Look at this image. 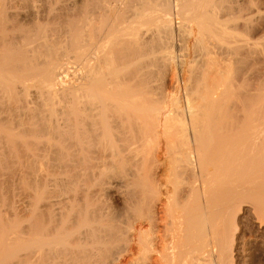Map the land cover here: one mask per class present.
I'll use <instances>...</instances> for the list:
<instances>
[{
  "label": "bare ground",
  "instance_id": "bare-ground-1",
  "mask_svg": "<svg viewBox=\"0 0 264 264\" xmlns=\"http://www.w3.org/2000/svg\"><path fill=\"white\" fill-rule=\"evenodd\" d=\"M239 3L0 0V170L29 192L0 264H237L243 206L264 227Z\"/></svg>",
  "mask_w": 264,
  "mask_h": 264
},
{
  "label": "rangeland",
  "instance_id": "rangeland-1",
  "mask_svg": "<svg viewBox=\"0 0 264 264\" xmlns=\"http://www.w3.org/2000/svg\"><path fill=\"white\" fill-rule=\"evenodd\" d=\"M238 3L240 5L239 6L240 7L239 14H238V16L240 15L239 16V20H238L239 30L244 35L246 34L245 36L249 37V38L245 37L246 38L245 39L246 42L243 41V40L240 41V42H242L241 43V45H242L241 47H243V49L241 48V51H243V52H241V55H243V56H241V58H243V59H242V61L240 63V76H239L240 85H241V91L243 90L241 92L242 93L241 94L242 103L248 109L252 108L253 111L261 112V114L257 115L258 118H261V117L264 116V106H263V109H261V108H259L257 106V104L262 102L263 105H264V100L263 101L259 100L260 96H262V95L264 96V91H262L263 82H264L263 81L264 80V78H263L264 77V72H263V69H264V66H263L264 65V62H263L264 61V58H263L264 57V53H263L264 52L263 51L264 50V43L263 42L264 41H262V40H264L263 39L264 38V0H238ZM177 38L181 39L179 36H177L175 39H177ZM187 44H190V42L187 43ZM187 44H186V49L188 47V49H187L188 51L184 48L185 47L184 46L182 48V52L181 53H184L182 55L183 56L185 55V56L184 57L181 56L179 58V60H181V61H182V58H183V61L182 62L181 61L178 62V59H177V63H176L177 66H176L174 74H176L178 77L173 78V77H175L174 74H173L174 76H171L175 80L178 79L177 81H175V80L172 81V84L174 86L172 88L175 89V88H177L179 86L180 88L178 87L179 89L178 88L177 89L181 91L180 95L182 94L181 86H182V79H183V76H184V74H183L184 71H182V70H185L184 67H183L184 66L183 64H184V62L187 59H189V57L191 55H194V53H193L194 49H193V47H191L193 45V43H192V45L190 44L188 46H187ZM258 44H260V45H258ZM189 46H190V48L192 50L189 49ZM183 49L186 50V52H183L184 51ZM247 51H249V53ZM181 53L178 52V54H181ZM187 53H188V56H186ZM245 53L247 55H245ZM260 53H262V54H260ZM180 62H181V64L183 63L182 64L183 66L181 64H180L181 66H179ZM259 66H260V68H259ZM180 68L181 69L183 68V69L180 70ZM259 70H262V71H260L261 73L259 72ZM173 82H175V83H173ZM169 87H170V90H171L170 84L167 87L168 90H169ZM168 90H167V92H168ZM182 100L184 101V98ZM12 170L13 171H11V169L10 170L7 169V170H4V172H2L3 170L2 171L0 170V206H1L0 207V211H1V215H4V214L7 213V215L9 216L8 210L10 211V207H7V204H9L8 202H10V204H11V202L13 200V197H11L12 191L13 192L17 191L14 194L16 196H18V199L21 196H22L21 198H23V196L25 198L26 197L25 195L27 193H29V192H26V193L24 192V190L26 188H28V185H26L27 184L26 182H28V180L27 181L23 180V178L21 176L19 178L18 175H20V173H21L19 171L15 172L17 178L14 175H12L14 177L11 178V173L15 174L14 173L15 170L14 169H12ZM5 171H8V172H5ZM17 172H18V174H17ZM5 173H7V174H5ZM2 174H4L5 177ZM9 178L11 180H9ZM13 178L14 179L16 178L18 181H19V179L21 180V178H22V180L25 181L26 188H24L25 185H22L21 183H19L15 179L14 180V185L18 184V183H19L18 186L21 185V186H19V188H18L17 185H15L14 187H16V189L18 188L16 190L13 187V181H12ZM23 181H21V182L24 184ZM183 185H186V184H183ZM19 189H21V190H19ZM18 190H19V193H18ZM25 191H27V190H25ZM20 192H21V194H20ZM23 193H25V195H23ZM19 194H20V196H19ZM16 196L14 198H16ZM115 197L118 200V202H121V199H120L119 196H115ZM10 204H9V206H11ZM247 210L249 212L253 211L252 209L250 210V207L243 206V209H241V212H239V216H240L239 225H240L241 231L243 232V233L242 232L241 233L244 234L245 236H243V239H241L243 241H241V240L238 241L241 244L239 245V249L240 250L237 253L238 255L236 256V259H237L236 261H237V264L238 263L239 264H247V263H249V264H264V227H260L259 226L260 223H257V218H255V216L257 217V215L256 214L255 215L252 214L253 212L249 213ZM4 216H6V215H4ZM258 222H260V221H258ZM242 234H240V236ZM244 245H246V246H244ZM241 247H244L245 250H247V252L244 250V248L242 249ZM242 253H245V254L243 255ZM246 258H247V260L248 259H250V260H248L246 262Z\"/></svg>",
  "mask_w": 264,
  "mask_h": 264
}]
</instances>
